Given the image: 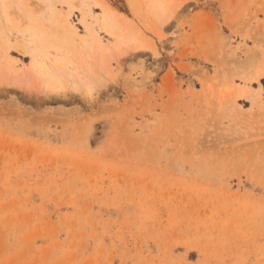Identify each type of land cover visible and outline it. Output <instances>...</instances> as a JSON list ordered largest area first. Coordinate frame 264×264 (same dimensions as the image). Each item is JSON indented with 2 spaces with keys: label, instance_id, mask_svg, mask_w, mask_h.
<instances>
[{
  "label": "rangeland",
  "instance_id": "obj_1",
  "mask_svg": "<svg viewBox=\"0 0 264 264\" xmlns=\"http://www.w3.org/2000/svg\"><path fill=\"white\" fill-rule=\"evenodd\" d=\"M263 51L264 0H0V264H264Z\"/></svg>",
  "mask_w": 264,
  "mask_h": 264
},
{
  "label": "bare ground",
  "instance_id": "obj_2",
  "mask_svg": "<svg viewBox=\"0 0 264 264\" xmlns=\"http://www.w3.org/2000/svg\"><path fill=\"white\" fill-rule=\"evenodd\" d=\"M262 56H264V51L262 52ZM47 76L48 78L46 79V88L49 90V91H53V90H57L60 86L58 84H56L55 82H52L51 81V76L48 74V75H45ZM264 77V62L263 64L261 65V67H259V70H258V73H256L255 75V80H260L261 78ZM247 95L249 94V92L246 93Z\"/></svg>",
  "mask_w": 264,
  "mask_h": 264
},
{
  "label": "trees",
  "instance_id": "obj_3",
  "mask_svg": "<svg viewBox=\"0 0 264 264\" xmlns=\"http://www.w3.org/2000/svg\"><path fill=\"white\" fill-rule=\"evenodd\" d=\"M263 85H264V80L262 81Z\"/></svg>",
  "mask_w": 264,
  "mask_h": 264
}]
</instances>
